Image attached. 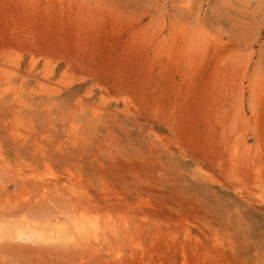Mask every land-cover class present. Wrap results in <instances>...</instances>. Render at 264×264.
I'll use <instances>...</instances> for the list:
<instances>
[{
  "label": "rangeland",
  "instance_id": "374dc122",
  "mask_svg": "<svg viewBox=\"0 0 264 264\" xmlns=\"http://www.w3.org/2000/svg\"><path fill=\"white\" fill-rule=\"evenodd\" d=\"M0 264H264V0H0Z\"/></svg>",
  "mask_w": 264,
  "mask_h": 264
},
{
  "label": "bare ground",
  "instance_id": "6f19581e",
  "mask_svg": "<svg viewBox=\"0 0 264 264\" xmlns=\"http://www.w3.org/2000/svg\"><path fill=\"white\" fill-rule=\"evenodd\" d=\"M75 220V223H74V226H75V229L77 230L78 233H80L82 236H84V239H87L86 236L88 234V231L90 230H93V231H97L98 229V224L97 222H95L94 220H91V219H87L86 217L78 220V219H74ZM31 228V227H30ZM26 230V227L24 228ZM22 229V230H24ZM29 229V228H28ZM11 231V230H10ZM28 231V230H26ZM9 232V231H8ZM23 232V231H22ZM25 232V231H24ZM76 232V231H75ZM27 234V237L31 239V237L33 235H35V238L36 236H38L39 234L36 233V232H33V231H30L29 232H26ZM29 233V235H28ZM17 235L18 236H22L23 237V234L22 233H19L17 232ZM16 237V236H15ZM26 237V236H25ZM61 237V234L59 232V234L56 236V237H51L49 234H46V239H53V238H60ZM17 238V237H16ZM24 238V237H23ZM33 238V239H35ZM40 238V237H39ZM67 240V239H66Z\"/></svg>",
  "mask_w": 264,
  "mask_h": 264
}]
</instances>
